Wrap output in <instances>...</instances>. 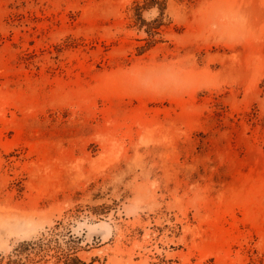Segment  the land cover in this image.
I'll return each instance as SVG.
<instances>
[{"label":"rangeland","instance_id":"1","mask_svg":"<svg viewBox=\"0 0 264 264\" xmlns=\"http://www.w3.org/2000/svg\"><path fill=\"white\" fill-rule=\"evenodd\" d=\"M0 264H264V0H0Z\"/></svg>","mask_w":264,"mask_h":264}]
</instances>
